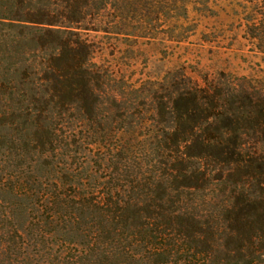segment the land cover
I'll list each match as a JSON object with an SVG mask.
<instances>
[{"label":"trees","instance_id":"1","mask_svg":"<svg viewBox=\"0 0 264 264\" xmlns=\"http://www.w3.org/2000/svg\"><path fill=\"white\" fill-rule=\"evenodd\" d=\"M157 1L0 0V264H264V81L94 60ZM225 4L264 55V0Z\"/></svg>","mask_w":264,"mask_h":264},{"label":"rangeland","instance_id":"2","mask_svg":"<svg viewBox=\"0 0 264 264\" xmlns=\"http://www.w3.org/2000/svg\"><path fill=\"white\" fill-rule=\"evenodd\" d=\"M190 1L159 0L151 7L130 8L122 34L90 32L97 49L95 62L137 85L159 79L170 70L186 72L196 80L206 73L212 77L225 73L264 81V55L243 39L233 18L235 10L225 4L229 0H204L209 2L204 7H193ZM87 127L84 122L66 121L63 129L78 140L87 138ZM11 132L0 129V135ZM83 147L86 153L95 151L86 144ZM83 155L75 156V166L86 161ZM15 161L12 158L9 164Z\"/></svg>","mask_w":264,"mask_h":264}]
</instances>
